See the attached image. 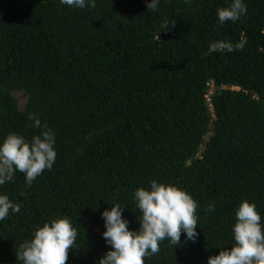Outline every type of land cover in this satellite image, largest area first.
<instances>
[{"label":"trees","instance_id":"obj_1","mask_svg":"<svg viewBox=\"0 0 264 264\" xmlns=\"http://www.w3.org/2000/svg\"><path fill=\"white\" fill-rule=\"evenodd\" d=\"M229 2L160 0L153 12L146 0H0V140L46 125L57 152L30 187L19 172L0 187L21 206L0 221V264H19V245L65 216L78 230L66 264H96L109 250L101 212L119 202L137 229L133 194L152 180L197 202L198 237L164 240L144 264H207L232 246L242 200L264 221V0L220 25ZM221 40L234 50L210 52Z\"/></svg>","mask_w":264,"mask_h":264},{"label":"clouds","instance_id":"obj_2","mask_svg":"<svg viewBox=\"0 0 264 264\" xmlns=\"http://www.w3.org/2000/svg\"><path fill=\"white\" fill-rule=\"evenodd\" d=\"M69 8H95L96 0H60ZM160 0H146V9L159 11ZM247 12L244 0H230L227 6L217 8V22H236ZM169 28L167 20L161 25ZM155 38L159 41V36ZM233 45L216 41L209 45L210 52H232ZM209 102V100H208ZM211 108V106H210ZM33 127L40 129L41 121L35 115ZM55 134L46 125L30 140L23 135L9 133L0 140V187L22 173L30 187L44 170H51L57 152ZM134 201L139 211V227L130 229L129 220L123 217L126 207L119 202L110 205V210L101 212L104 231L101 238L109 249L96 264H144L146 257L160 251V244L168 240L175 247L185 241L195 242L198 237L197 202L185 190L173 184L152 180L148 188H137ZM21 206L13 203L6 194H0V221L10 213H19ZM207 211L214 212V203ZM232 246L220 247L218 255L209 256L207 264H264V221L254 203L242 200L235 210V223L231 229ZM78 230L71 219L61 217L43 223L35 229L30 240L24 241L15 251L19 264H66L69 252L76 244Z\"/></svg>","mask_w":264,"mask_h":264},{"label":"rangeland","instance_id":"obj_3","mask_svg":"<svg viewBox=\"0 0 264 264\" xmlns=\"http://www.w3.org/2000/svg\"><path fill=\"white\" fill-rule=\"evenodd\" d=\"M213 91H214V88H213V87H211L210 94H212V93H213ZM14 96H15L16 98H18V100H19V106H20V109H22V107H23V104H24L25 100L22 98V95H21V93H19V92H16V93H14Z\"/></svg>","mask_w":264,"mask_h":264},{"label":"water","instance_id":"obj_4","mask_svg":"<svg viewBox=\"0 0 264 264\" xmlns=\"http://www.w3.org/2000/svg\"><path fill=\"white\" fill-rule=\"evenodd\" d=\"M210 111H211V112L213 111L212 107L210 108ZM212 117L214 118L215 116L212 115ZM212 128H213V126H212V124L210 123V124H209V129L212 130ZM209 139H210V135H207V136H206V141H208ZM203 152H204V148H201V149H200V152L197 154V158H200V157L202 156V153H203Z\"/></svg>","mask_w":264,"mask_h":264}]
</instances>
